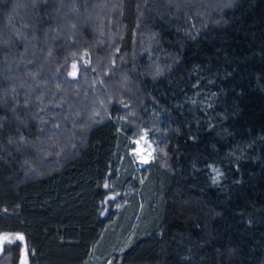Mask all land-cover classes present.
Here are the masks:
<instances>
[{
    "label": "trees",
    "instance_id": "trees-1",
    "mask_svg": "<svg viewBox=\"0 0 264 264\" xmlns=\"http://www.w3.org/2000/svg\"><path fill=\"white\" fill-rule=\"evenodd\" d=\"M3 233L0 264H264V0H0Z\"/></svg>",
    "mask_w": 264,
    "mask_h": 264
},
{
    "label": "rangeland",
    "instance_id": "rangeland-1",
    "mask_svg": "<svg viewBox=\"0 0 264 264\" xmlns=\"http://www.w3.org/2000/svg\"><path fill=\"white\" fill-rule=\"evenodd\" d=\"M77 72H78V65H77V63H74V65H72L69 68L68 73L72 76H75L77 74ZM136 139L139 141V145L145 147V148H142L143 153L145 155H148V156H150V154H151V162L148 164V165H150L155 160V146H154L152 140L150 139L149 133L147 131H144L141 134V136H139ZM132 156L134 158L133 154H132ZM16 240L24 242V239H23L22 235H20V234H14V233L0 234V255L3 252L4 244L6 242L16 241ZM20 264H30L28 249H27L26 245L24 246L23 251H22Z\"/></svg>",
    "mask_w": 264,
    "mask_h": 264
},
{
    "label": "built area",
    "instance_id": "built-area-1",
    "mask_svg": "<svg viewBox=\"0 0 264 264\" xmlns=\"http://www.w3.org/2000/svg\"><path fill=\"white\" fill-rule=\"evenodd\" d=\"M132 143L134 146L131 150V155H134L135 164L137 165L138 169H143L151 162V154L148 156L143 153L142 148L145 147L139 145V141L137 139H133Z\"/></svg>",
    "mask_w": 264,
    "mask_h": 264
}]
</instances>
